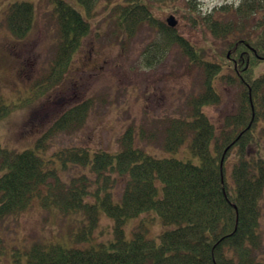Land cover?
<instances>
[{"label":"trees","instance_id":"trees-1","mask_svg":"<svg viewBox=\"0 0 264 264\" xmlns=\"http://www.w3.org/2000/svg\"><path fill=\"white\" fill-rule=\"evenodd\" d=\"M48 1L57 26L56 50L49 71L33 86L39 95L60 80L90 32L89 22L78 10L64 0ZM77 1L88 16L99 0ZM125 2L129 3L117 5L112 12L121 34L131 36L143 20L157 27L142 0ZM216 13L218 19L210 14L203 19L213 37L228 42L221 64L205 61L203 51L195 50L174 28L165 27L159 34L202 69L203 89L189 103L190 116L169 120L164 136L166 153L177 151L186 142L198 157L197 164L135 147L132 128L120 138L121 149L116 153L76 148L54 153L61 159L59 171L68 162L88 165L95 179L109 187L100 195L98 188L88 189L85 176L61 180L52 155L44 158L37 151L47 135L22 151L0 144V222L34 201L43 207L53 205L63 215L83 213L88 230L79 235L82 240L90 238L101 210L114 221L113 239L106 243L66 247L60 242H35L24 251L22 264H264L259 221L264 192V73L253 77L254 67L264 61V0H240L235 8L224 4ZM32 16L31 3L12 2L5 9L4 20L7 29L21 38L30 29ZM222 70L228 73L227 83L238 88V103L233 114L216 127L201 108L219 103L215 84ZM15 106L0 102V118ZM90 107L88 100L67 108L54 121L52 131L79 127ZM113 175L123 181L119 197L110 188ZM150 210L164 227L158 240L145 236L143 221L125 239L124 221ZM1 241L0 237V254Z\"/></svg>","mask_w":264,"mask_h":264},{"label":"rangeland","instance_id":"rangeland-1","mask_svg":"<svg viewBox=\"0 0 264 264\" xmlns=\"http://www.w3.org/2000/svg\"><path fill=\"white\" fill-rule=\"evenodd\" d=\"M22 1L32 4L33 18L27 34L18 38L7 29L4 16L9 3ZM64 1L89 22L90 32L60 80L39 95L33 91V86L41 74L49 71L56 50L57 26L51 14L52 3L0 0V102L16 105L0 118V144L22 151L33 148L39 138L47 135L44 146L37 151L44 158L52 155L61 180L67 182L85 176L88 189L98 188L100 195L109 187L102 179H95L88 165L68 162L67 167L59 171L61 159L54 153L75 148L89 153L95 150L116 153L121 149L120 138L132 128L135 147L151 155L171 154L197 164L199 159L189 151L186 142L177 151L166 153L164 136L169 120L190 116L189 103L203 89L202 69L192 64L179 46L166 44L159 34L168 27L165 19L173 15L176 21L173 32L186 39L195 50L203 51L205 61L221 64L228 42L213 37L203 18L210 14V18L218 19L219 6L226 4L235 8L240 0H142L157 27L143 20L131 36L119 32L112 14L117 5L129 2L99 0L87 16L77 0ZM261 73H264V61L254 67L253 77ZM227 75L222 70L216 80L219 103L201 108L216 127L222 125L227 115L233 114L238 103V88L227 83ZM220 76L225 80L220 81ZM88 100L91 107L79 127L52 131L54 121L67 108ZM141 130L143 135L139 134ZM2 172L0 169V174ZM112 177L110 188L113 195L119 197L123 181L117 175ZM141 221L147 227L145 236L158 240L164 227L153 210L124 221L125 239L131 238L134 227ZM259 221L260 254L264 258V192ZM113 224V219L101 210L90 238L82 240L79 235L88 230V220L83 213L63 215L53 205L43 207L34 201L29 208L0 222V264L24 263V251L35 242H60L66 247L106 243L113 239ZM169 227L174 224L166 228Z\"/></svg>","mask_w":264,"mask_h":264},{"label":"water","instance_id":"water-1","mask_svg":"<svg viewBox=\"0 0 264 264\" xmlns=\"http://www.w3.org/2000/svg\"><path fill=\"white\" fill-rule=\"evenodd\" d=\"M166 23L170 26V27H174L176 25V21L174 20L172 15H169L166 18Z\"/></svg>","mask_w":264,"mask_h":264}]
</instances>
